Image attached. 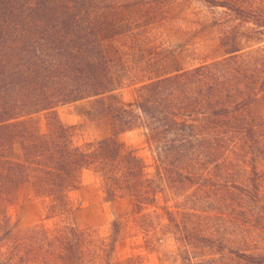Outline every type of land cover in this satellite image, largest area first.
I'll use <instances>...</instances> for the list:
<instances>
[{
  "label": "trees",
  "instance_id": "1",
  "mask_svg": "<svg viewBox=\"0 0 264 264\" xmlns=\"http://www.w3.org/2000/svg\"><path fill=\"white\" fill-rule=\"evenodd\" d=\"M140 1L0 0V222L8 221L6 209L21 190L45 203L47 218L63 217L89 172L106 201L130 199L135 215L163 210L185 264H228L226 254L231 264H263L206 234L203 224L180 225L166 202L171 193L179 209L185 193L198 195L214 171L229 176L232 157H239L235 144L261 141L264 48L248 44L264 36V0H204L237 21L220 26L222 58L150 80L124 102L101 28L119 7ZM84 100L92 101L93 117L108 120L109 137L78 144L75 127L61 122L58 107ZM134 130L145 135L151 165L120 140ZM120 226L112 223L108 239L74 226H35L23 237L33 245L24 246L43 260L37 264H111ZM188 248L200 251L197 259Z\"/></svg>",
  "mask_w": 264,
  "mask_h": 264
},
{
  "label": "rangeland",
  "instance_id": "2",
  "mask_svg": "<svg viewBox=\"0 0 264 264\" xmlns=\"http://www.w3.org/2000/svg\"><path fill=\"white\" fill-rule=\"evenodd\" d=\"M141 1L127 8L119 7L101 28L107 58L117 81V93L124 102H132L136 89L150 80L221 59L220 26L237 24L223 9L210 8L204 0ZM261 37V42L248 45L263 49L264 36ZM92 106L91 100H84L57 108L61 122L75 127L74 141L78 144L111 135L108 120L90 114ZM120 140L152 164L142 130L125 133ZM234 149L239 151V157H232L229 176L214 171L212 182L198 195L193 193L194 189L185 193L179 209L175 208L174 196L168 193L167 207L176 213L180 225L182 221L203 224L206 234L213 233L229 247L247 250L264 259V127L260 142L237 143ZM69 202L71 209L66 215L47 218L45 203L21 190L16 201L6 209L8 221L0 222V264L43 261L24 246L33 245L23 237L35 226L46 229L74 226L108 239L114 221H119L121 226L111 264L186 263L176 236L168 233L170 227L168 231L165 229L170 223L160 208L152 207L135 215L130 199L106 201L89 172L83 174L82 186L70 193ZM166 203L159 199L158 206ZM178 211L188 215L180 216ZM146 213L152 214L150 222L141 218ZM156 214L160 217H155ZM156 237L162 239L154 245L145 243ZM188 250L197 259L194 256L200 251ZM224 257L228 258L229 254ZM227 258L223 261L231 264Z\"/></svg>",
  "mask_w": 264,
  "mask_h": 264
}]
</instances>
